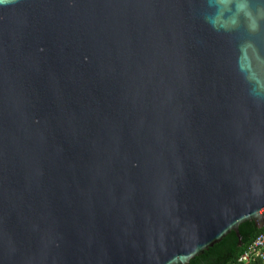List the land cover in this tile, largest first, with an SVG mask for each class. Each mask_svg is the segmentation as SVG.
<instances>
[{"label":"water","instance_id":"1","mask_svg":"<svg viewBox=\"0 0 264 264\" xmlns=\"http://www.w3.org/2000/svg\"><path fill=\"white\" fill-rule=\"evenodd\" d=\"M264 227V0L0 3V264H191Z\"/></svg>","mask_w":264,"mask_h":264},{"label":"trees","instance_id":"2","mask_svg":"<svg viewBox=\"0 0 264 264\" xmlns=\"http://www.w3.org/2000/svg\"><path fill=\"white\" fill-rule=\"evenodd\" d=\"M262 232L264 227L259 228L254 221H247L240 226L242 241L232 231L221 242L196 256L191 264H244L239 261L241 255Z\"/></svg>","mask_w":264,"mask_h":264},{"label":"built area","instance_id":"3","mask_svg":"<svg viewBox=\"0 0 264 264\" xmlns=\"http://www.w3.org/2000/svg\"><path fill=\"white\" fill-rule=\"evenodd\" d=\"M244 264H264V232H262L241 255Z\"/></svg>","mask_w":264,"mask_h":264},{"label":"snow or ice","instance_id":"4","mask_svg":"<svg viewBox=\"0 0 264 264\" xmlns=\"http://www.w3.org/2000/svg\"><path fill=\"white\" fill-rule=\"evenodd\" d=\"M4 2V0H0V3H3Z\"/></svg>","mask_w":264,"mask_h":264}]
</instances>
